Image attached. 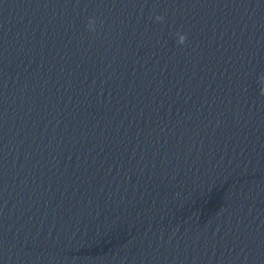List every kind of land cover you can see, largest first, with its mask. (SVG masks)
I'll return each instance as SVG.
<instances>
[{
    "label": "clouds",
    "instance_id": "clouds-1",
    "mask_svg": "<svg viewBox=\"0 0 264 264\" xmlns=\"http://www.w3.org/2000/svg\"><path fill=\"white\" fill-rule=\"evenodd\" d=\"M155 19H156V21H163L164 17L160 16V15H157L155 17ZM94 25H95V22L93 20H90L89 24H88L89 30L95 31ZM177 36H178L177 43L180 44V45H183L185 43L186 39H187L186 35L177 33ZM259 83L261 85L260 93H261V95H264V75L260 76Z\"/></svg>",
    "mask_w": 264,
    "mask_h": 264
}]
</instances>
